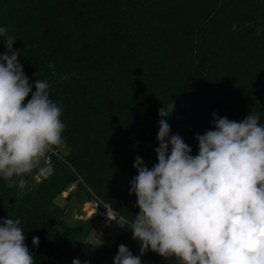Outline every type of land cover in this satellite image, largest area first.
Segmentation results:
<instances>
[{"label": "trees", "instance_id": "16d2710c", "mask_svg": "<svg viewBox=\"0 0 264 264\" xmlns=\"http://www.w3.org/2000/svg\"><path fill=\"white\" fill-rule=\"evenodd\" d=\"M0 26L16 39L30 83L49 84L65 125L46 177L26 191L0 177V219H20L34 264L71 263L102 220L97 213L58 226L65 207L55 198L72 184L123 221L88 264H113L121 244L140 255L130 182L137 156L149 169L158 163L159 109L192 156L214 113L242 121L252 112L264 125V0H0ZM141 260L179 264L151 250Z\"/></svg>", "mask_w": 264, "mask_h": 264}, {"label": "clouds", "instance_id": "9594fccd", "mask_svg": "<svg viewBox=\"0 0 264 264\" xmlns=\"http://www.w3.org/2000/svg\"><path fill=\"white\" fill-rule=\"evenodd\" d=\"M0 37L6 47L0 54V177L8 187L23 189L26 175L44 171L47 153L63 146L65 125L61 106L49 99V84L36 80L33 86L25 75L20 52L13 48L16 39L6 26H0ZM158 114V163L149 169L137 156L133 167L138 174L130 182L129 194H135L139 208L130 231L140 255L121 244L113 264H142L148 250L179 264H264V125L259 114L234 121L214 113V129L196 135L195 156L178 134L170 135L163 119L168 109ZM20 223L0 219V264H34ZM32 243L38 245L39 237Z\"/></svg>", "mask_w": 264, "mask_h": 264}, {"label": "rangeland", "instance_id": "374dc122", "mask_svg": "<svg viewBox=\"0 0 264 264\" xmlns=\"http://www.w3.org/2000/svg\"><path fill=\"white\" fill-rule=\"evenodd\" d=\"M61 151L66 152L67 149L62 148ZM44 165L42 167H44ZM43 178L44 177L41 176L40 170H38L27 181V184L22 189V191L28 190ZM68 193H70V195L67 197ZM55 202L59 205H64L65 207L64 216L58 224L59 227L70 225L76 219L85 220L94 214H102V220L94 226L89 235L81 242L79 251L73 258L79 259L81 264H83L84 261L88 262L90 259H92L94 252L101 246L110 245L123 224L122 219L117 218H115V220L112 222H107L106 214L109 208L107 206H103L101 211L98 210L96 204L93 201L86 199L83 189L75 191L74 184L70 185L59 196H57L55 198ZM72 261L69 264H72Z\"/></svg>", "mask_w": 264, "mask_h": 264}, {"label": "built area", "instance_id": "2783aa9c", "mask_svg": "<svg viewBox=\"0 0 264 264\" xmlns=\"http://www.w3.org/2000/svg\"><path fill=\"white\" fill-rule=\"evenodd\" d=\"M43 168H44V171H42V172L40 171V173H41L42 177H46L50 173V168L48 166V159H46L45 165ZM106 216H107V222H112L115 220V216L110 209H108Z\"/></svg>", "mask_w": 264, "mask_h": 264}]
</instances>
